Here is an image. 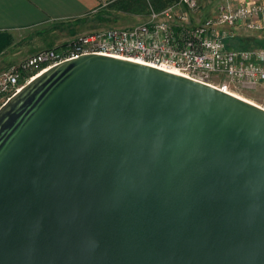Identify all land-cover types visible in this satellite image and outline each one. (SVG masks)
<instances>
[{
    "label": "water",
    "instance_id": "obj_1",
    "mask_svg": "<svg viewBox=\"0 0 264 264\" xmlns=\"http://www.w3.org/2000/svg\"><path fill=\"white\" fill-rule=\"evenodd\" d=\"M0 264H264V109L87 54L0 107Z\"/></svg>",
    "mask_w": 264,
    "mask_h": 264
},
{
    "label": "built area",
    "instance_id": "obj_2",
    "mask_svg": "<svg viewBox=\"0 0 264 264\" xmlns=\"http://www.w3.org/2000/svg\"><path fill=\"white\" fill-rule=\"evenodd\" d=\"M198 9L196 0H179L149 8L140 25L92 31L64 48L40 50L0 73V107L49 68L87 54L136 62L235 96V90L264 92V47L236 50L224 41L240 31L264 39V0H223L200 21Z\"/></svg>",
    "mask_w": 264,
    "mask_h": 264
},
{
    "label": "crops",
    "instance_id": "obj_3",
    "mask_svg": "<svg viewBox=\"0 0 264 264\" xmlns=\"http://www.w3.org/2000/svg\"><path fill=\"white\" fill-rule=\"evenodd\" d=\"M119 1L123 0H0V71L40 50L57 47L78 34L90 32L91 25L99 22L93 17L103 7ZM118 12L127 13V9ZM65 26L68 39L55 43L40 39L41 30L54 33Z\"/></svg>",
    "mask_w": 264,
    "mask_h": 264
},
{
    "label": "rangeland",
    "instance_id": "obj_4",
    "mask_svg": "<svg viewBox=\"0 0 264 264\" xmlns=\"http://www.w3.org/2000/svg\"><path fill=\"white\" fill-rule=\"evenodd\" d=\"M179 0H123L119 1L111 6L103 7L100 13H97L96 17H93V20H98V23H93L92 31L112 29V28H131L137 25H140L148 20L149 8L154 10H160L168 5L178 3ZM199 6L197 12V21L209 17L217 13L218 8L223 5V0H196ZM237 1V0H236ZM126 10L127 13H120L118 10ZM201 16H204L201 18ZM94 22V21H92ZM67 27L63 29H55L54 33H51V30H41L42 37L40 39L44 40L45 43L54 42L67 38L66 35ZM64 30V31H63ZM89 33V32H88ZM87 34L82 33L78 34L69 42L76 40L80 36ZM231 37L224 38L225 45L227 47L239 50V49H255L258 47H264V39L258 40V36L253 33L242 32L241 31L235 35L234 38ZM68 39V38H67ZM56 47H53V49ZM52 49V48H51ZM3 71V70H2ZM0 71V73L2 72ZM235 94L239 97H242L246 100H249L259 106H264V92H250L248 90H235Z\"/></svg>",
    "mask_w": 264,
    "mask_h": 264
},
{
    "label": "trees",
    "instance_id": "obj_5",
    "mask_svg": "<svg viewBox=\"0 0 264 264\" xmlns=\"http://www.w3.org/2000/svg\"><path fill=\"white\" fill-rule=\"evenodd\" d=\"M66 45H67V43H64V44H61V45L57 46L54 49H61V48H64Z\"/></svg>",
    "mask_w": 264,
    "mask_h": 264
},
{
    "label": "bare ground",
    "instance_id": "obj_6",
    "mask_svg": "<svg viewBox=\"0 0 264 264\" xmlns=\"http://www.w3.org/2000/svg\"><path fill=\"white\" fill-rule=\"evenodd\" d=\"M237 96V95H236ZM242 98V97H241Z\"/></svg>",
    "mask_w": 264,
    "mask_h": 264
}]
</instances>
